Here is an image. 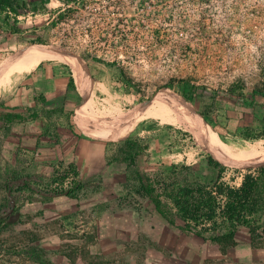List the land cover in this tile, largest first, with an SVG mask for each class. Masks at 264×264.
<instances>
[{
	"label": "rangeland",
	"instance_id": "374dc122",
	"mask_svg": "<svg viewBox=\"0 0 264 264\" xmlns=\"http://www.w3.org/2000/svg\"><path fill=\"white\" fill-rule=\"evenodd\" d=\"M12 5L0 11V83L18 64L28 66L0 88V103L34 105L42 94L49 110L61 111L8 129L0 123V202L7 183L9 205L19 206L4 221L0 264H217L215 247L169 225L135 193L132 174L186 164L211 184L218 169L207 163L214 155L209 136L228 153L264 151V0ZM34 47L56 53L39 58L45 48L33 55ZM72 60L91 79L87 91L74 81ZM84 97L76 116L86 111L87 133L74 115ZM111 134L118 135L99 138ZM256 134L262 138H246ZM126 138L147 145L144 154L128 166L107 164L117 147L103 142ZM226 162L221 180L238 184L264 160ZM70 163L84 183L78 198L28 201V190H17L23 181L35 195L47 183L53 187Z\"/></svg>",
	"mask_w": 264,
	"mask_h": 264
},
{
	"label": "trees",
	"instance_id": "16d2710c",
	"mask_svg": "<svg viewBox=\"0 0 264 264\" xmlns=\"http://www.w3.org/2000/svg\"><path fill=\"white\" fill-rule=\"evenodd\" d=\"M6 8L14 10L12 0H0V11ZM16 30L18 27L14 26L13 32ZM43 48L45 47L32 48L33 55ZM69 85H73V78L69 79ZM33 99L34 105L19 108L0 103V123L8 129V125L12 123H23L40 116L50 117L52 113L61 111L58 107L50 108L52 110L50 111L44 104L45 97L42 94H35ZM201 115L204 116L203 113ZM246 138L259 139L262 135H247ZM110 144L117 148L107 155V164L125 161L128 166L147 149V145L130 138ZM211 155L214 159L209 156L207 163L218 169L213 183L207 184L194 175L190 165L173 164L169 167H159L154 174L135 171L132 174L136 180L135 193L148 198L156 213L169 225L217 245L221 252H226L237 244L236 233L241 227L248 229L253 246H264V163L247 168L241 174L238 184H229L221 180L224 166L220 163L231 164ZM68 173L74 176L71 181L65 179ZM77 176L78 171L70 163L63 172L53 178V187H50L51 183H47L43 190L40 189L35 195V191L23 181V185L18 186L17 190L24 192L28 190L29 194L26 197L28 201L40 198L42 202H48L54 196L78 198L84 183ZM4 186L5 197L0 202V234L6 224L4 221L7 222L6 220L16 214L19 208L9 205L12 191L7 183ZM2 213H5V216H2Z\"/></svg>",
	"mask_w": 264,
	"mask_h": 264
},
{
	"label": "crops",
	"instance_id": "0c3cea01",
	"mask_svg": "<svg viewBox=\"0 0 264 264\" xmlns=\"http://www.w3.org/2000/svg\"><path fill=\"white\" fill-rule=\"evenodd\" d=\"M27 66H28V64H25V65H23L22 63L18 64V69L16 71H18V72L20 71V74H21L19 76L20 78L27 71V68H26ZM71 69H72V75L74 77V81L77 85V82H76V79L74 76V72H73V68H71ZM84 77H85L87 86H88V82L90 84H92L91 79L89 77H87V76H84ZM88 78H89V81H88ZM99 85H101V83ZM93 87H95V84ZM86 102H87V99L85 98V102L83 104L79 105L75 109V112H74L76 123L81 127V129L85 133H87V129H86V123L87 122L85 121L86 111H84L80 108L81 113L79 114V116H76V110L80 106L86 104ZM26 105L32 106V102H29ZM40 117H42V116H40ZM40 117H38V118H40ZM34 120H36V119H34ZM34 120H31V121H34ZM111 135L112 136L103 135V137H99V138H104L107 140H114V139H109V138L114 137L118 134H111ZM101 142H103V141H99L100 144L111 143V142H107V141H105L103 143H101ZM236 242H237V244L235 246L227 249L226 252H221L217 245L209 243L211 246L216 248L217 255L215 256V260H216L217 264H264V246H253L251 244L250 233H249L247 228H245V227L239 228V230L236 233ZM213 264H214V262H213Z\"/></svg>",
	"mask_w": 264,
	"mask_h": 264
},
{
	"label": "bare ground",
	"instance_id": "6f19581e",
	"mask_svg": "<svg viewBox=\"0 0 264 264\" xmlns=\"http://www.w3.org/2000/svg\"><path fill=\"white\" fill-rule=\"evenodd\" d=\"M53 52H55V51H53ZM53 52H51V48L50 49L49 48H45V49L41 50L38 53V57L39 58L50 57L52 54H54ZM71 64H72V67L71 68H73V72H74V76H75V79H76L78 88L81 89L82 91H87V83H86L84 74L82 72V69L79 68V66L77 65V63H75L74 60L71 61ZM20 75H21L20 72H17V73L14 72L12 74H9L8 76H6V78L3 81V83H0V88L2 86H4L5 84L8 85L10 83L15 82L19 78ZM164 98H166V96ZM168 98H170V96ZM158 99H161V97H159ZM213 136L214 135H212V137ZM206 141H207L208 147L212 150V152L214 153V155L216 157L222 159V160H226V161L242 160V159H245L246 160V158L247 159H258V160L259 159H262V160H264V151H259V149H256V148H252V149H249V150L246 149V150H244L242 152V155H238L236 153V151H234L232 153H228L224 149V147L222 145H219V143H216L215 140H213L210 136H209V138L206 139Z\"/></svg>",
	"mask_w": 264,
	"mask_h": 264
}]
</instances>
